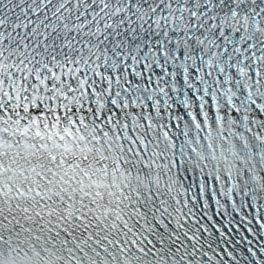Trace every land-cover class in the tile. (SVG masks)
Masks as SVG:
<instances>
[{
	"label": "snow or ice",
	"instance_id": "obj_1",
	"mask_svg": "<svg viewBox=\"0 0 264 264\" xmlns=\"http://www.w3.org/2000/svg\"><path fill=\"white\" fill-rule=\"evenodd\" d=\"M0 264H264V0H0Z\"/></svg>",
	"mask_w": 264,
	"mask_h": 264
}]
</instances>
